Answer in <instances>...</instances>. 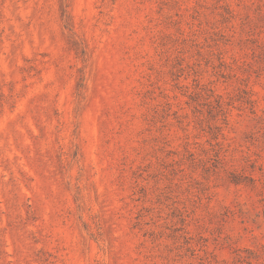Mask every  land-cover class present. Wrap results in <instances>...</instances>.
<instances>
[{"label":"rangeland","instance_id":"374dc122","mask_svg":"<svg viewBox=\"0 0 264 264\" xmlns=\"http://www.w3.org/2000/svg\"><path fill=\"white\" fill-rule=\"evenodd\" d=\"M0 264H264V0H0Z\"/></svg>","mask_w":264,"mask_h":264}]
</instances>
